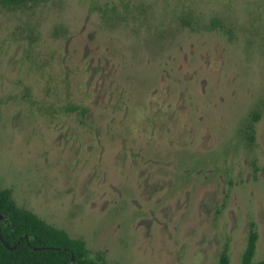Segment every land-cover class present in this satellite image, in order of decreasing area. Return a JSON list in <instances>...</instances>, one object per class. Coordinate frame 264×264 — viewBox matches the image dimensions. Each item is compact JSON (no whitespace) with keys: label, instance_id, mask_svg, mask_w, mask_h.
I'll return each instance as SVG.
<instances>
[{"label":"rangeland","instance_id":"1","mask_svg":"<svg viewBox=\"0 0 264 264\" xmlns=\"http://www.w3.org/2000/svg\"><path fill=\"white\" fill-rule=\"evenodd\" d=\"M123 3L146 20L108 25ZM0 189L106 264H241L251 222L263 260L264 0L0 6Z\"/></svg>","mask_w":264,"mask_h":264},{"label":"trees","instance_id":"2","mask_svg":"<svg viewBox=\"0 0 264 264\" xmlns=\"http://www.w3.org/2000/svg\"><path fill=\"white\" fill-rule=\"evenodd\" d=\"M45 0H0L3 8H23L38 6ZM104 21L111 27L127 23L129 20L141 22L146 20L144 7H132L129 4L107 5L101 10ZM177 23L184 29L192 31H216L224 29L222 20L214 17L209 21L193 14L186 13L177 17ZM77 111L78 108H72ZM85 115V111H82ZM263 109L258 106L252 109L238 124L235 135L238 143L245 150L251 151L256 143L257 125L262 120ZM257 170L256 164H253ZM0 264H106L102 254L96 259L90 256L86 242L72 238L68 232L58 229L33 212L21 208L13 198L10 189H0ZM28 236L27 239L24 236ZM29 242V243H28ZM259 242L256 224H249L246 249L241 264H264V259L254 262ZM19 243L16 249H9ZM30 244V246H29ZM33 248H44L35 251ZM73 258V259H72ZM218 264H230L229 244L225 245Z\"/></svg>","mask_w":264,"mask_h":264},{"label":"water","instance_id":"3","mask_svg":"<svg viewBox=\"0 0 264 264\" xmlns=\"http://www.w3.org/2000/svg\"><path fill=\"white\" fill-rule=\"evenodd\" d=\"M3 219V217L0 215V221ZM24 238L25 239H27V241H28V236L27 235H25L24 236ZM29 243V242H28ZM19 246V243H17L15 246H13V247H9V249H16L17 247ZM29 246H30V244H29ZM35 251H39V250H43L44 248H33ZM73 259V258H72Z\"/></svg>","mask_w":264,"mask_h":264}]
</instances>
